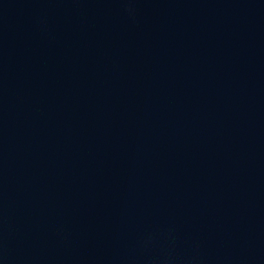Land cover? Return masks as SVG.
<instances>
[{"label": "water", "instance_id": "obj_1", "mask_svg": "<svg viewBox=\"0 0 264 264\" xmlns=\"http://www.w3.org/2000/svg\"><path fill=\"white\" fill-rule=\"evenodd\" d=\"M0 264H264V0H0Z\"/></svg>", "mask_w": 264, "mask_h": 264}]
</instances>
